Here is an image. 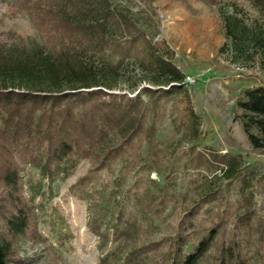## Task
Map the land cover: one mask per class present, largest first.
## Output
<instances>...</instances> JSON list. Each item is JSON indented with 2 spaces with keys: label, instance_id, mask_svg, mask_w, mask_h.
<instances>
[{
  "label": "trees",
  "instance_id": "trees-1",
  "mask_svg": "<svg viewBox=\"0 0 264 264\" xmlns=\"http://www.w3.org/2000/svg\"><path fill=\"white\" fill-rule=\"evenodd\" d=\"M16 1L14 11H26L44 41L30 47L21 38L18 43L0 41V264H11L17 238L46 242L37 232L34 207L24 194L21 172L25 166L34 167L49 181L68 174L89 156L101 157L95 171L108 167L134 139L152 138L153 125L146 127L148 111H156L178 93L187 94L184 73L158 52L125 10L109 0ZM198 1L219 6L225 36L240 55L250 45L264 52V31L250 29L237 9L228 12L219 0ZM248 1L264 16V0ZM139 42L145 43V51L137 48ZM106 50L110 53L105 57ZM130 59L139 69V78L127 81L129 94L115 92ZM142 81L151 85H141ZM235 105L250 146L264 149V87L245 88ZM188 115L192 136L197 137L199 116L191 106ZM204 156L225 179L240 182L248 207L255 182L264 192V172L246 165L241 154L211 150ZM89 179L82 177L72 188L86 201L91 231L102 246L113 241L116 250L126 249L130 236L139 231L135 219L118 200L119 192L85 189ZM251 213L249 209L238 214L235 224L249 222ZM218 230H208L189 252H183L186 241L178 234L169 264H198L213 247ZM153 245L132 246L121 256L113 249L99 262L145 264L144 256L156 250ZM215 264L248 263L240 244L233 240L221 244Z\"/></svg>",
  "mask_w": 264,
  "mask_h": 264
},
{
  "label": "rangeland",
  "instance_id": "rangeland-1",
  "mask_svg": "<svg viewBox=\"0 0 264 264\" xmlns=\"http://www.w3.org/2000/svg\"><path fill=\"white\" fill-rule=\"evenodd\" d=\"M15 2L0 0V41L18 43L21 38L27 47L42 43L31 16L26 11H14ZM109 2L125 10L158 52L194 81L188 84L184 78L187 94L178 93L156 111H148L146 127L153 125L152 138L141 135L134 139L108 167L95 171L101 157L89 156L79 160L68 174L49 181L34 167L25 166L21 172L24 194L34 207L37 232L46 242L17 238L11 264H100V257L115 249L116 242L102 246L91 231L86 201L79 198L77 188H72L87 175L90 179L84 188L119 192L118 200L139 227L130 236L129 247L115 249L119 256L132 246L156 243V250L144 256L145 264H169L178 234L186 241L183 252H189L208 230L217 227L213 247L198 264H215L221 244L233 240L240 244L248 264H264L263 186L254 183L248 207L240 182L225 179L204 156L211 150L241 154L246 165L264 172V149L250 146L236 118L241 112L235 105L245 88L264 87V52L250 45L240 55L225 36L217 5L198 0ZM219 3L228 12L237 9L253 31H264V16L248 0ZM145 47L139 42L137 48L145 51ZM109 53L106 50L103 54L106 57ZM126 64L115 92L128 91L127 81L139 78L134 60ZM141 85L151 83L142 81ZM190 106L199 116L197 137L191 133ZM208 193L212 195L207 200L204 197ZM112 207L115 212V205ZM248 208L252 209L249 222L236 225V216ZM17 259L24 261L13 262Z\"/></svg>",
  "mask_w": 264,
  "mask_h": 264
},
{
  "label": "built area",
  "instance_id": "built-area-1",
  "mask_svg": "<svg viewBox=\"0 0 264 264\" xmlns=\"http://www.w3.org/2000/svg\"><path fill=\"white\" fill-rule=\"evenodd\" d=\"M185 81L188 83V84H192L193 83V79L189 76L185 77Z\"/></svg>",
  "mask_w": 264,
  "mask_h": 264
}]
</instances>
